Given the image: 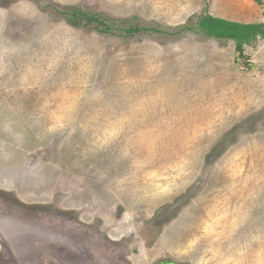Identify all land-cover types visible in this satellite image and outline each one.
<instances>
[{"label":"rangeland","instance_id":"obj_1","mask_svg":"<svg viewBox=\"0 0 264 264\" xmlns=\"http://www.w3.org/2000/svg\"><path fill=\"white\" fill-rule=\"evenodd\" d=\"M206 15L264 0H0V264H264V39Z\"/></svg>","mask_w":264,"mask_h":264},{"label":"trees","instance_id":"obj_2","mask_svg":"<svg viewBox=\"0 0 264 264\" xmlns=\"http://www.w3.org/2000/svg\"><path fill=\"white\" fill-rule=\"evenodd\" d=\"M77 21H73L74 25ZM88 21L90 20L88 19ZM197 28L209 38L234 41L235 48L239 52H241L243 45L250 44L257 38L264 39V25L262 24H238L210 15L200 19Z\"/></svg>","mask_w":264,"mask_h":264},{"label":"flooded vegetation","instance_id":"obj_3","mask_svg":"<svg viewBox=\"0 0 264 264\" xmlns=\"http://www.w3.org/2000/svg\"><path fill=\"white\" fill-rule=\"evenodd\" d=\"M52 236H55V235H50L49 237H51V239H52Z\"/></svg>","mask_w":264,"mask_h":264}]
</instances>
